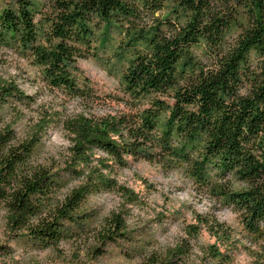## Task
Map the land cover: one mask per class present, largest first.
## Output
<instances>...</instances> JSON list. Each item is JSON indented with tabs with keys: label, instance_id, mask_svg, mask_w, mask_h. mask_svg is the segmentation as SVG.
<instances>
[{
	"label": "trees",
	"instance_id": "trees-1",
	"mask_svg": "<svg viewBox=\"0 0 264 264\" xmlns=\"http://www.w3.org/2000/svg\"><path fill=\"white\" fill-rule=\"evenodd\" d=\"M109 25L128 36L136 30L151 35L139 38L140 47L123 44L129 52L122 62L123 109L68 121L71 146L63 167L80 182L69 195L58 196L63 184L53 168L35 163L48 118L32 125L27 140L18 137L2 114L11 100L27 105L30 98L0 76V213L8 229L49 246L67 235L64 220H74L94 192L116 190L137 203L139 196L114 173L130 159H145L167 171L183 169L202 193L239 212L247 229L264 238V0H16L0 6V44L28 57L48 85L73 97L93 95L76 65L105 48ZM122 213L102 227L103 240L124 237ZM197 227H189L191 237ZM188 251L178 245L144 264H179ZM232 253L209 247L204 255L211 264H228Z\"/></svg>",
	"mask_w": 264,
	"mask_h": 264
},
{
	"label": "rangeland",
	"instance_id": "rangeland-1",
	"mask_svg": "<svg viewBox=\"0 0 264 264\" xmlns=\"http://www.w3.org/2000/svg\"><path fill=\"white\" fill-rule=\"evenodd\" d=\"M15 1L0 0V6ZM148 33L136 30L128 36L123 27L105 28L102 36L109 41L105 48L76 65L81 83L93 90L89 98L52 88L28 57L0 44V76L17 84L31 102L23 105L11 100L13 107L2 114V120L14 122L17 136L27 140L32 125L48 118L50 125L35 147V163L53 168L63 184L58 192L61 198L80 184L63 167L71 146L68 121L79 115L106 118L123 109L122 62L129 54L123 44L127 41V47H140L139 38L150 36ZM114 176L120 185L133 190L139 201L131 204L116 190L94 192L74 220H64L68 233L56 244L44 246L27 231H10L6 213L1 211L0 264H144L148 256H164L182 244L190 251L179 264H211L210 257L204 255L209 247L231 250L228 264H264V238L247 229L239 212L202 193L183 169L167 171L158 163L130 159ZM114 213H122L128 229L124 237L103 240L101 229ZM192 225L199 230L195 238L188 234Z\"/></svg>",
	"mask_w": 264,
	"mask_h": 264
}]
</instances>
